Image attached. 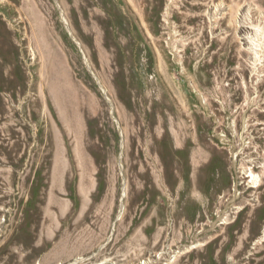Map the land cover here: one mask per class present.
<instances>
[{
  "label": "rangeland",
  "instance_id": "rangeland-1",
  "mask_svg": "<svg viewBox=\"0 0 264 264\" xmlns=\"http://www.w3.org/2000/svg\"><path fill=\"white\" fill-rule=\"evenodd\" d=\"M0 264H264V0H0Z\"/></svg>",
  "mask_w": 264,
  "mask_h": 264
},
{
  "label": "bare ground",
  "instance_id": "bare-ground-1",
  "mask_svg": "<svg viewBox=\"0 0 264 264\" xmlns=\"http://www.w3.org/2000/svg\"><path fill=\"white\" fill-rule=\"evenodd\" d=\"M218 10V9H217ZM215 11V10H214ZM213 13V12H212ZM215 13H216V11H215ZM215 16V15H214Z\"/></svg>",
  "mask_w": 264,
  "mask_h": 264
}]
</instances>
